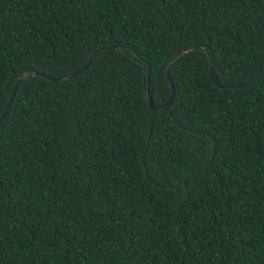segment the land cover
<instances>
[{"label":"trees","instance_id":"16d2710c","mask_svg":"<svg viewBox=\"0 0 264 264\" xmlns=\"http://www.w3.org/2000/svg\"><path fill=\"white\" fill-rule=\"evenodd\" d=\"M109 45L18 85L0 264H264V77L208 76L264 71V0H0V114L21 73Z\"/></svg>","mask_w":264,"mask_h":264},{"label":"water","instance_id":"95a60500","mask_svg":"<svg viewBox=\"0 0 264 264\" xmlns=\"http://www.w3.org/2000/svg\"><path fill=\"white\" fill-rule=\"evenodd\" d=\"M114 48H119L118 45H109V46H105V47H99V48H96L94 49L93 51H91L89 54H88V57H87V60L85 61V63L83 64L82 67H80L79 69L71 72V73H68L64 76H61V77H54V76H50L48 74H45L43 72H37V71H33L31 73H28V72H23L21 73L17 78L16 80L14 81L13 83V86H12V89L10 91V94H9V97H8V100L5 104V107L2 111V113L0 114V124L3 122V120L5 119V117L7 116L9 110H10V107L12 105V102H13V99H14V96H15V93H16V90L18 88V85L20 84V82L28 77H35V76H41L51 82H63V81H66L76 75H79L81 73H83L87 67L90 65V63L92 62V60L94 59V57L102 50H106V49H114ZM196 49H204L201 45H192V46H189L187 48H184L182 50H180L171 60H169L167 62V64L165 65V68H164V71H165V76H166V79L169 83V86H170V94L168 96L167 99H165L162 103H160L159 105L157 106H154L153 103H152V100L150 98V93H149V90H148V87L146 85V83L144 84V94H145V98H146V101H147V104L149 106L150 109L154 110V109H158V108H163V109H166L168 108L173 99H174V92H175V87H174V83L170 77V73H169V66L171 63H173L176 59H178L181 55H183L184 53L188 52V51H192V50H196ZM208 58H209V65H208V76L211 80V82L216 85L218 88L220 89H224V88H239V87H245V86H249L255 82H257L258 80H260L261 78L264 77V71L262 73H260L258 76L254 77L253 79L251 80H248L246 82H240V83H233V84H229V85H222L220 84L218 81H217V77H216V72L213 68V63L211 61V58L210 56L208 55ZM145 72H146V69L144 68V75H145Z\"/></svg>","mask_w":264,"mask_h":264}]
</instances>
